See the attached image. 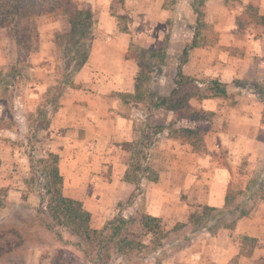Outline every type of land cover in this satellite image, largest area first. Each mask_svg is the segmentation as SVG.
<instances>
[{
  "label": "crops",
  "instance_id": "1",
  "mask_svg": "<svg viewBox=\"0 0 264 264\" xmlns=\"http://www.w3.org/2000/svg\"><path fill=\"white\" fill-rule=\"evenodd\" d=\"M74 1L96 17L94 38L86 64L64 83L58 108L48 113L50 125L43 134L50 138V152L60 157L65 196L81 201L92 214L91 228L101 230L120 211L118 204L128 202L134 192V186L125 181L131 153L123 145L133 142L147 125L168 126L177 119L174 110L147 113L129 107L118 96L135 93L140 66L126 57L132 42L160 49L170 12L165 8L168 0H125L126 10L115 0ZM189 1H181L183 13L176 17L182 24L196 20ZM241 2L228 6L225 0L207 1L202 43L190 50L181 68L193 81L176 96L194 84L197 95L190 98V106L213 113L216 120L204 136L205 151H194L167 131L158 135L149 158L158 165L159 181L147 188L143 211L134 210L160 219L167 231L187 225L188 237L193 213L203 206L223 208L230 187L247 191L257 173L264 179V103L254 91L241 86L245 77L255 83L258 76H264V29L250 25L238 31L235 24L249 4L264 15V0ZM66 28L69 31V21ZM179 36L174 35L178 42L191 40L188 34ZM177 70V63L164 69L158 81L160 96H170L176 88ZM213 80L227 84L232 98H201L199 94ZM9 129L0 130V189L16 183L17 175L8 176L15 162L20 175L26 177L30 170L27 157L21 156L15 144L18 133ZM201 236L185 250L172 249L163 264H264V200L232 230ZM246 238L253 241L250 250L243 246Z\"/></svg>",
  "mask_w": 264,
  "mask_h": 264
},
{
  "label": "trees",
  "instance_id": "2",
  "mask_svg": "<svg viewBox=\"0 0 264 264\" xmlns=\"http://www.w3.org/2000/svg\"><path fill=\"white\" fill-rule=\"evenodd\" d=\"M181 1L168 0L165 4L170 16L164 25V40L160 49L142 46L140 42L134 41L126 55L128 59L137 62L140 71L136 78L135 93H122L119 95L121 99L129 107L137 106L147 111V113L161 108L177 112V119L174 123L168 126L147 125L145 129H141L133 142L123 145V148L131 153L128 158L129 166L125 173V181L134 186V192L129 201H133L138 197L141 201H144L149 185L159 181L158 165L149 158L150 149L159 140L158 135L165 134L167 131L170 137L188 143L192 145L194 151L203 153L205 151L204 136L212 128L213 113L198 110L189 104L190 98L196 96L197 92H187L182 98L175 99L179 90L193 81L182 74L181 68L187 61L190 50L199 46L200 33L206 27L205 16L208 0L189 1L196 15L194 23L197 24L196 26L194 24H182V21H177V15L183 13L182 8H180ZM225 3L231 6L242 2L241 0H225ZM60 12H65L69 18L70 29L63 35V38L64 43L73 44L74 47L72 58V62L75 64L72 71V75H74L87 62L96 22L94 14L80 9L74 0H0V29L11 27L16 19L30 20L35 17L54 16ZM235 24L238 31H244L250 25L262 26L264 29V15H260L258 7L249 4L245 6L244 12L236 17ZM182 33L190 35L191 40L185 41L182 59L177 63L176 88L170 96H157L152 91V86L161 79L164 69L170 65L169 60L172 55L168 51L169 45L171 43L177 44L178 40L176 38L180 37L179 35ZM174 35H176V38H174ZM176 56H179V53ZM30 76L31 65L28 55H23L21 52H19L17 60L10 64L6 70H0V82L5 83L7 87H9L8 83L11 79L29 81ZM258 77L260 79H255V83H251V78L245 77L241 86L243 89L247 88L254 91L264 103V76ZM64 90L65 87L57 90L59 98ZM199 95L201 98L226 100L232 98L228 93L227 84L217 80L211 81L205 91ZM50 105L52 110H56L59 106V99H54L50 102ZM44 117L49 119L46 126L48 128L50 118L48 114ZM30 164L32 171H34L33 159L30 160ZM37 164L44 166L42 174L45 178L43 199H45L46 206L38 208L42 226L49 230H57L59 227L67 229L71 235L78 238L75 244L76 247L94 264H113L115 254L125 259L128 254L133 252L135 249L134 243L128 241L129 235L126 233L129 219L120 215L108 222L101 230L91 228L92 214L90 211L85 208L81 201L66 197L63 194L64 179L60 172L59 155L49 152L47 157L39 159ZM31 179L35 180L34 174ZM1 199L8 202L11 200L7 188L0 189V202ZM262 200H264V179L261 178L259 173L254 176L247 191L230 187L223 208L203 206L191 215L190 228L192 235L187 237V234H184L181 241H176L177 247L174 248V252L185 250L195 242L200 241L203 232H209L212 236H215L222 230H232L242 218L249 217ZM141 222L152 235H156L163 230L161 220L156 217L144 214L141 217ZM186 227L187 225H178L171 231H165V236L178 231L182 232ZM10 232L18 236L16 230H10ZM57 235L62 238L61 233L58 231ZM244 240L253 242L249 238ZM12 242L14 241L12 240ZM160 246L162 245L159 244L158 247ZM13 249L10 244L0 246V258L12 252Z\"/></svg>",
  "mask_w": 264,
  "mask_h": 264
},
{
  "label": "rangeland",
  "instance_id": "3",
  "mask_svg": "<svg viewBox=\"0 0 264 264\" xmlns=\"http://www.w3.org/2000/svg\"><path fill=\"white\" fill-rule=\"evenodd\" d=\"M115 2L122 10H126L125 0H115ZM123 19L125 22L128 20L126 15ZM67 21H69L68 15L60 12L54 16L35 17L30 20L16 19L11 27L0 29V70H5L8 65L14 63L21 52L23 55H28L32 74L29 81L11 79L8 83L9 87L0 82V130L9 127V130L18 133L15 144L21 156L27 157L30 165L26 177L20 175V165L16 162L9 169L8 176L13 178L17 175V180L7 188L9 191L10 189L14 191L12 192L14 195H10L11 200L8 202L1 199L0 202V246L10 244L14 249L0 258V264H94L76 247L78 238L62 227L57 230L47 229L41 225V216L38 214V208L45 207L46 203L43 199L44 166L37 164V161L46 158L50 152L48 142L50 138L47 139V135L43 134L49 119L44 116L52 111L50 102L59 99L57 90L65 87L64 83L68 84L72 80V71L75 67L72 62L73 44L64 43L63 38L68 32ZM203 33L204 29L200 33L199 44L202 43ZM181 42L169 45L168 51L172 55L169 64L181 61L185 46V42ZM177 53L179 56H176ZM194 87V84L189 85L175 99L182 98L190 91L196 93ZM152 89L157 96H160L158 82L153 84ZM262 113H264V105ZM17 122L20 124V129L17 127ZM215 122L212 117V127ZM31 159L34 161V171L31 168ZM33 174L34 181L31 179ZM19 187L22 189L20 190ZM87 187L90 191L87 185H84V190ZM116 208L120 211H116L108 222L120 215L129 219L126 233L129 235L128 241L134 243L135 249L125 259L115 254L113 264H163V261L171 255L172 249L177 247L176 241H181L184 234L188 237L186 230L165 236L167 230L163 226V230L152 235L141 222L144 214L134 213L135 209L143 211L144 208V201H140L139 197L133 201L120 202ZM10 230H16L18 236L13 235ZM57 231L61 233L62 238L58 237ZM18 243H20L19 247ZM159 244L162 246L158 247ZM252 244L244 241L243 246L245 250H250Z\"/></svg>",
  "mask_w": 264,
  "mask_h": 264
}]
</instances>
